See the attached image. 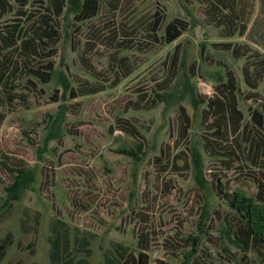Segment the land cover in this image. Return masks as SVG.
Returning a JSON list of instances; mask_svg holds the SVG:
<instances>
[{
  "label": "rangeland",
  "instance_id": "rangeland-1",
  "mask_svg": "<svg viewBox=\"0 0 264 264\" xmlns=\"http://www.w3.org/2000/svg\"><path fill=\"white\" fill-rule=\"evenodd\" d=\"M7 1L0 31L18 24L32 35L43 0ZM68 4L54 24L57 38L38 55L6 53L17 97L9 105L0 88V198L14 170H33L34 180L10 209L0 207V236L15 235L0 264H51L55 213L95 233L90 264H105L113 240L146 248L152 263L264 264L237 244L240 216L224 195L254 196L264 182V152H248L251 142L264 144V124L252 118L258 109L264 122V0H99L97 15L83 22ZM155 13L162 15L157 30ZM174 18L187 28L165 43ZM47 61L52 79L42 82L34 71ZM228 71L243 115L232 134L213 132L205 121L207 100L223 94ZM192 147L201 154L205 187L194 178ZM36 212L33 246L21 220Z\"/></svg>",
  "mask_w": 264,
  "mask_h": 264
},
{
  "label": "trees",
  "instance_id": "trees-1",
  "mask_svg": "<svg viewBox=\"0 0 264 264\" xmlns=\"http://www.w3.org/2000/svg\"><path fill=\"white\" fill-rule=\"evenodd\" d=\"M44 12L42 24L37 22L34 26L32 35L25 33L23 25H10L5 31H0V88L4 89L8 104H12L17 97L10 90L12 81L9 79V69L13 67L12 57H6V53L10 50H19L24 58L34 57L40 51L47 47L49 40L53 41L57 38V30L54 28L57 18L64 12L67 0H43ZM68 6L73 4L77 10L74 14L77 22L95 17L98 13L99 0H68ZM67 6V7H68ZM10 6L7 0H0V15H3L9 10ZM162 15L155 13L153 21V30H157L160 26ZM187 23L179 18L170 20L165 26L164 35L162 36L165 43L175 41L186 30ZM52 41V42H53ZM6 52L3 53V51ZM22 67V65H19ZM17 68V63L15 65ZM53 63L47 61V65L43 69L34 71L40 81L48 82L52 79ZM226 88L221 96L212 97L207 100L208 108L205 110L207 119L206 124L213 129V132H223L228 129L232 134L239 127L243 115L237 107V101L234 91L235 79L232 71L227 72L226 81L222 83ZM10 85V86H8ZM71 98L77 97L69 81L63 83ZM101 90L100 88L97 91ZM95 92V91H93ZM193 93V90H191ZM157 96H160L157 94ZM1 100V99H0ZM23 101V96H21ZM13 106H11L12 108ZM184 125L186 131L190 126L189 117L181 107ZM214 115L213 120L211 116ZM252 118L256 120L259 126H263V115L258 109L252 110ZM264 144L251 142L248 147V152L258 153L264 152ZM129 155L135 156L133 149H120ZM191 159L193 160L194 178L196 182L202 186H206V179L203 175L201 154L195 147L189 148ZM9 171L11 168L6 167ZM14 178L6 186V195L0 198V207H12V202L20 197V193L24 188H27L31 181L34 180V171L31 169H16L14 170ZM224 195L240 216V223L236 228V242L243 249L253 248L257 254L264 260V182L257 181V190L254 194L248 195L244 191H234L233 193L224 192ZM39 212H36L32 220L23 218L21 220V228L24 233H32L29 243L34 246L35 234L38 230ZM48 239V258L51 264H90L89 256L92 253L90 246L91 241L95 238V233L87 229H79L77 226H72L70 222L59 214H52L49 221ZM14 232L8 230L4 235L0 236V261L10 245L14 242ZM33 249V247H32ZM105 264H170L167 260L157 258L151 262L150 252L146 248L134 250L123 242L113 240L111 246L106 249L104 254ZM18 264V263H14ZM29 264H38L36 261H31ZM175 264H190L189 258H183Z\"/></svg>",
  "mask_w": 264,
  "mask_h": 264
}]
</instances>
